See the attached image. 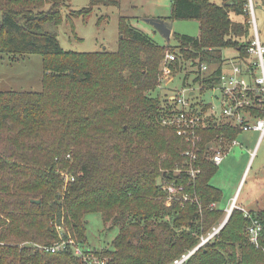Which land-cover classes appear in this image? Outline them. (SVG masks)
I'll use <instances>...</instances> for the list:
<instances>
[{
  "label": "trees",
  "instance_id": "1",
  "mask_svg": "<svg viewBox=\"0 0 264 264\" xmlns=\"http://www.w3.org/2000/svg\"><path fill=\"white\" fill-rule=\"evenodd\" d=\"M251 1L172 0L167 20H197V36L173 32L177 43L161 45L122 15L117 51L76 52L64 50L48 28L64 21L70 0H0V55L40 54L44 71L41 91L0 90V264H83L72 249L34 245L53 243L61 226L86 247L91 213L119 227L108 264H171L221 222L226 212L209 207L223 195L211 183L219 169L213 146L224 138L232 147L242 130L211 118L199 131L196 179L175 173L188 167V143L162 123L173 103L158 86L166 53L179 54L196 69L180 72L175 83L195 88L188 97L201 109L202 94L219 84L227 62L250 58ZM98 5L121 0H90L68 20ZM225 49L236 55L227 58ZM181 61L173 68L180 70ZM246 110L253 122L264 104ZM166 177L195 193L201 206L178 198L168 205ZM252 214L264 225V210ZM247 226L245 212L235 208L220 233L183 264H264Z\"/></svg>",
  "mask_w": 264,
  "mask_h": 264
},
{
  "label": "rangeland",
  "instance_id": "2",
  "mask_svg": "<svg viewBox=\"0 0 264 264\" xmlns=\"http://www.w3.org/2000/svg\"><path fill=\"white\" fill-rule=\"evenodd\" d=\"M90 0H70L69 7L63 9L64 21L60 25H49L50 31L54 32L64 50L76 52H96L107 50L115 52L119 46V18L120 16L131 17L132 23L144 30H153L147 22L141 18L143 15L142 8L139 11L133 7L135 4L142 6L143 0H122L120 6L98 5L88 16L73 17V24L68 20L71 11L79 10L89 5ZM221 3V0H211ZM252 4V1L250 5ZM168 7V6H167ZM165 8V13L169 8ZM251 12L252 35L255 37L256 32L260 43L264 45V0H254ZM135 15V17H132ZM139 16V17H136ZM105 16V17H104ZM104 17L102 21L100 18ZM236 20L242 17L233 14ZM173 31L180 34H189L197 36L199 34V23L197 20H175L173 21ZM152 27V26H151ZM153 28V27H152ZM159 44L175 45L177 42L171 38L170 42L166 41L158 32L151 35ZM224 54L232 57L236 53L225 49ZM225 56V57H226ZM256 58L249 59V62ZM237 62V60H231ZM193 66H187L182 71L184 74L195 70ZM181 71L175 72L176 77ZM182 72V73H183ZM43 61L40 54H28L20 56L18 59H12L11 56L0 55V90H16V91H41L43 78ZM173 87H180V84L174 83ZM158 89L154 94H158ZM170 95V91H163L162 95ZM206 100L212 99V91H204L202 94ZM201 95V97H202ZM202 99V98H201ZM247 133H242L244 136ZM238 140V139H237ZM241 141V139L239 138ZM249 148H252L250 146ZM254 149V148H253ZM252 150V149H251ZM214 152V151H213ZM256 155L250 160L248 150L245 147L235 146L225 156L222 165L212 179V183L220 188L223 192L218 207L224 212L234 201L233 196L236 194L237 188L243 178L241 187L239 188L240 202L249 194L264 193V138L258 143ZM247 167H249L247 169ZM247 170L246 174L244 172ZM259 190H261L259 192ZM226 215L222 217L221 222ZM87 220V241L86 247L93 251L101 252L105 257L109 256L107 250L112 249L113 240L119 233V227L110 229V224L106 225L100 213H91L86 215ZM220 222V223H221ZM217 226V225H216ZM212 230V229H211ZM107 252V253H106Z\"/></svg>",
  "mask_w": 264,
  "mask_h": 264
},
{
  "label": "built area",
  "instance_id": "3",
  "mask_svg": "<svg viewBox=\"0 0 264 264\" xmlns=\"http://www.w3.org/2000/svg\"><path fill=\"white\" fill-rule=\"evenodd\" d=\"M250 8H252V4ZM248 51L250 54L249 59L253 57L256 59L252 62H249V59L246 62L241 60L232 62V59L229 60L221 74L219 84L208 89L206 88V91H212V99L204 100L199 110H195L196 107L193 106L194 102L188 97V94L194 93L195 88L190 86L173 87L177 79L175 72L178 71V69L173 68V65L176 60L179 59L181 61V59L179 54L175 52L168 51L166 53L162 60V73L160 75L158 87L170 91L168 98L169 101L173 103V107L170 109V112L162 118V123L167 126L175 127L177 134L188 143L184 151V154L189 158L188 167L177 169L175 173L185 172L192 177V180L196 179L197 174L200 172V168L195 166L199 149L198 142L201 140L199 131L212 122L211 118L227 120L234 125H239L242 131L257 130L260 133V140L264 138V115L258 117L253 122L246 121L247 118L252 117L251 111H247L246 108L250 106L253 107L255 104H264V45L260 43L257 32ZM187 64L189 65L191 63L189 61H181V72H183L182 70L185 69ZM199 70L204 74L208 70V65L202 64ZM199 88H201V86H199ZM205 104H208V108L205 107ZM224 141V138H220L217 142L218 145L216 144L213 146V160L217 165L223 161L224 156L231 149L230 146L227 147L223 144ZM235 144H238L237 139L232 141L231 146ZM161 184L162 188L167 192L168 205L173 199L178 198L182 202L189 201L201 206L199 198L195 193L187 191L185 186L174 184L168 177L163 179ZM209 207L218 208V205L216 202H213ZM235 208H239L236 199H234L228 207L226 217L231 215ZM243 211L248 218L247 231L249 240L257 249H260L264 253V225L252 214V212ZM225 220L226 219L217 226H214L205 236H202L201 241L194 249L183 254L171 264H183L196 250L212 241L225 225ZM58 234V239L53 243L35 244L34 246L53 253L72 249L83 264L109 263L107 257H103L97 253L98 251H93L91 248H87L80 242H77L70 233L65 236V230L61 226L58 227Z\"/></svg>",
  "mask_w": 264,
  "mask_h": 264
},
{
  "label": "crops",
  "instance_id": "4",
  "mask_svg": "<svg viewBox=\"0 0 264 264\" xmlns=\"http://www.w3.org/2000/svg\"><path fill=\"white\" fill-rule=\"evenodd\" d=\"M121 3H122V0H121ZM143 3L144 4H142V6H138V4H135L133 6L136 9V11H139L140 7L142 8V12H143V15L141 16L142 19H145L148 17H157V18L167 19L171 14L168 11L165 13L164 10L168 6L167 8H169L171 11L172 0H143ZM132 17H135V15H133ZM136 17H139V16L136 15ZM173 26H174V24H173ZM150 28L153 30V33H151L150 30L149 31L148 30L146 31L144 29H142V30L149 33L150 35H154L157 33V31L154 28H152L151 26H150ZM173 29L174 28H172V32H174ZM242 133H247V134H245L241 138ZM239 138L241 139V141L239 140ZM237 139H238V144L232 145L230 151L235 146H238L241 148L245 147V149L248 150L249 155L251 154L250 160H252L253 156L256 155L255 152L258 148V143L260 142L259 131H257V130L242 131L239 134V136L237 137ZM250 146H252V148H249ZM228 154H229V152L225 156H227ZM225 156H224V158H225ZM223 161H224V159H223ZM222 162L218 165L219 167L222 165ZM248 168L249 167H247V169ZM246 172H247V170L244 172V174H246ZM243 178H244V175H243ZM243 178L241 179V182L237 188L236 194L233 196L232 199H236V202H237V205L239 206V209H242L245 211H250V212L264 210V193H258L256 195L251 193L248 196H246V198L243 200V202H240L241 198L238 196H239V188L242 185ZM211 183H212V181H211ZM260 191L261 190H259V192Z\"/></svg>",
  "mask_w": 264,
  "mask_h": 264
},
{
  "label": "water",
  "instance_id": "5",
  "mask_svg": "<svg viewBox=\"0 0 264 264\" xmlns=\"http://www.w3.org/2000/svg\"><path fill=\"white\" fill-rule=\"evenodd\" d=\"M145 22H147L149 25H151L160 35H162L166 41H170L172 36V28H173V21H169L167 19L163 18H157V17H148L144 19ZM227 216L225 219V224L228 221Z\"/></svg>",
  "mask_w": 264,
  "mask_h": 264
}]
</instances>
